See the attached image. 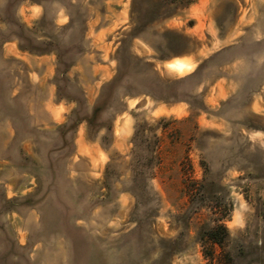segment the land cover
<instances>
[{
    "label": "rangeland",
    "instance_id": "374dc122",
    "mask_svg": "<svg viewBox=\"0 0 264 264\" xmlns=\"http://www.w3.org/2000/svg\"><path fill=\"white\" fill-rule=\"evenodd\" d=\"M0 264H264V0H0Z\"/></svg>",
    "mask_w": 264,
    "mask_h": 264
},
{
    "label": "trees",
    "instance_id": "16d2710c",
    "mask_svg": "<svg viewBox=\"0 0 264 264\" xmlns=\"http://www.w3.org/2000/svg\"><path fill=\"white\" fill-rule=\"evenodd\" d=\"M21 49L24 50V51H30V52H37V53H45L47 52V49L44 48V47H35L33 45V42L31 39H29L28 37L26 38L25 37V40H24V44L21 45ZM98 110V109H96ZM222 231H225V228L224 227H220ZM217 234L214 232V231H211L209 233V238H211V241L214 242V244H218L220 246H222V242L220 241V239H217Z\"/></svg>",
    "mask_w": 264,
    "mask_h": 264
}]
</instances>
